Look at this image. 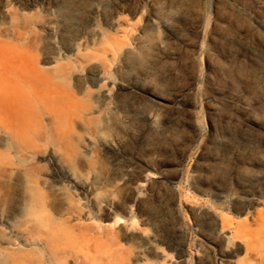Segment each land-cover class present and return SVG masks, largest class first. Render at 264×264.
<instances>
[{
	"label": "rangeland",
	"instance_id": "374dc122",
	"mask_svg": "<svg viewBox=\"0 0 264 264\" xmlns=\"http://www.w3.org/2000/svg\"><path fill=\"white\" fill-rule=\"evenodd\" d=\"M0 46L46 67L89 57L69 85L85 109L86 127L75 128L87 140L82 181L60 173L52 146L38 157L56 197L81 206L70 226L94 223L81 225L99 243H80L88 264H253L246 240L264 220V0H0ZM29 106L44 123L63 112L54 91ZM4 235L0 264H15ZM75 253L66 264H82Z\"/></svg>",
	"mask_w": 264,
	"mask_h": 264
},
{
	"label": "bare ground",
	"instance_id": "6f19581e",
	"mask_svg": "<svg viewBox=\"0 0 264 264\" xmlns=\"http://www.w3.org/2000/svg\"><path fill=\"white\" fill-rule=\"evenodd\" d=\"M76 10L70 3L65 7L68 16ZM76 61V64L63 66L57 60L54 66L46 67L48 62L43 64L35 55L7 56L0 52V231H7L2 238L6 240L15 264H26L24 260L33 264H66L74 252L77 262H90V249L80 243H89L91 239L84 228L94 223L86 225L87 221L84 224L77 221L86 226L78 223L70 226L72 216L80 215L81 206L72 194L56 197L60 191L56 178L54 174H45L46 178L42 179L43 169L38 161L45 148L52 146L51 159L56 161L60 173L75 182L82 181V167L88 158L87 140L75 128L84 130L86 127L85 109L81 106L82 110H79L81 101L69 85L76 68L85 67L89 57L77 55ZM89 88L81 85L75 89L77 94L89 96ZM44 90L56 92L63 107L61 117L49 114L45 123L29 106ZM18 190L23 192L22 197H16ZM93 212L90 214L94 215ZM94 229L93 232L100 230ZM256 229L249 233L253 235L246 240L245 252L253 264H264V220ZM235 233L245 236L248 232L239 227Z\"/></svg>",
	"mask_w": 264,
	"mask_h": 264
}]
</instances>
